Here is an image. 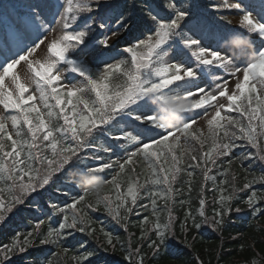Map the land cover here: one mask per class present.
Returning a JSON list of instances; mask_svg holds the SVG:
<instances>
[{"label": "snow or ice", "instance_id": "6c2138e0", "mask_svg": "<svg viewBox=\"0 0 264 264\" xmlns=\"http://www.w3.org/2000/svg\"><path fill=\"white\" fill-rule=\"evenodd\" d=\"M225 11L237 14L235 27ZM168 109L180 113L173 123L162 118ZM182 140L199 147L184 149ZM137 158L149 169L143 183ZM75 163L104 186L73 195L77 186L62 177ZM197 170L213 184L201 186L193 209L176 185ZM0 182V225L40 211L0 242V264H33L30 252L45 247L73 251L75 264L118 248L127 264H146L149 253L187 245L204 226L222 233L245 208L264 215V0L0 2ZM50 189L64 199L38 204ZM112 190L115 199L102 195ZM97 212L125 232L134 223L135 244V233L121 239ZM42 260L53 264L52 254Z\"/></svg>", "mask_w": 264, "mask_h": 264}, {"label": "trees", "instance_id": "16d2710c", "mask_svg": "<svg viewBox=\"0 0 264 264\" xmlns=\"http://www.w3.org/2000/svg\"><path fill=\"white\" fill-rule=\"evenodd\" d=\"M7 0H0V2H6ZM199 3L206 4L209 3L208 0H198ZM70 107V106H69ZM98 141H104V137L98 136ZM188 150L198 148L199 145L196 142L187 143ZM117 155H123V152H118ZM239 155V152H237ZM248 163L245 162V167ZM82 165L75 163L71 168H69L62 181L79 187L85 186L96 176L89 172H80L79 169ZM137 171L140 173V182L143 183L144 180L149 175V169L147 167V162L142 158H137L136 160ZM239 169V161H237L232 166V171H237ZM259 171L258 166H254V173ZM102 175L103 178H110L111 173L108 175ZM98 178H101L97 176ZM127 176H122L120 179H126ZM251 178V177H249ZM190 181L192 191L189 194L188 182ZM182 184H177L176 187L183 186L184 188V199L189 200L193 209L197 207L198 198L200 196L201 186H205L206 189H211L213 182L211 180L205 181L202 173L197 170L192 176L184 175L181 177ZM242 179L238 183H242ZM0 186H3L0 182ZM259 188V185H256ZM64 190H67L65 188ZM75 190V191H76ZM125 189H121L124 191ZM74 191V192H75ZM73 194V193H72ZM75 195V194H73ZM102 195H109L115 199L116 191L112 190L109 192L102 193ZM204 197L208 201L207 211L211 214V201L214 193L212 191H205ZM48 196L59 197L63 200L64 197L59 193H56L54 189H50L48 193L44 194L43 197H37L38 204H43L47 200ZM241 207H244L241 205ZM184 209L181 208L179 204L172 205V214L176 218H182ZM40 215L39 209H33L32 211H24L16 216L12 217L6 224L0 225V242H7L8 238L14 234V230L23 231V225L27 223L32 217ZM95 220L103 221L104 226L109 231H114L118 234L121 239L127 241L129 233H135L133 237V244L136 242V238L139 236V230L136 226H130L128 232L123 231L119 226L111 222L102 212H97L92 214ZM164 219L167 218V211H162L161 213ZM21 217L25 219L22 220ZM42 217V216H41ZM138 218L132 217L133 222ZM19 226V227H18ZM95 227L98 229L99 224ZM175 230L177 235L183 239L180 233L179 223L175 224ZM80 239H87L82 234H78ZM66 247L69 249L75 248L74 242H69ZM89 248L94 247L90 242ZM145 252H148L147 247H145ZM59 253V255H55ZM52 254L53 264H75L72 259L74 253L69 251L64 253L62 248L55 247H45L43 249L32 250L30 255L33 259V264H43L42 257ZM197 258L203 261V264H264V215L254 216L249 210L245 208L241 213L232 214L227 225L223 228L222 233L213 231L210 227L204 226L198 233L195 240L192 239L190 235L188 237L187 245L181 244L178 241H173L167 246L165 251L156 259H151V255L146 257V264H194ZM104 264H127L124 259L123 253L118 248L116 253H103L99 254V260L95 261L94 264H100V261Z\"/></svg>", "mask_w": 264, "mask_h": 264}, {"label": "rangeland", "instance_id": "374dc122", "mask_svg": "<svg viewBox=\"0 0 264 264\" xmlns=\"http://www.w3.org/2000/svg\"><path fill=\"white\" fill-rule=\"evenodd\" d=\"M229 2H234L233 0H229ZM222 15H227L229 17V19L232 21V26L235 27V24H236V20H237V14L235 12H232V11H225L224 13H222ZM123 45H121L122 47ZM230 49H235L233 46H230ZM236 50V49H235ZM42 54V53H41ZM229 54H231V52H229ZM237 55H239L238 51L236 50V53ZM72 82H75V81H72ZM39 106V105H38ZM223 115V113H222ZM162 118L164 119V117L162 116ZM178 118H175L173 121H170V123H173L177 120ZM202 126V123L201 122H198V124L195 126V127H201ZM205 128H206V124L203 125ZM181 147H183L184 149H187L188 147V144L185 143L183 140L181 141ZM85 188L87 186H84ZM84 187H81L79 191H81ZM76 194V192H74ZM41 218H44V217H41Z\"/></svg>", "mask_w": 264, "mask_h": 264}, {"label": "clouds", "instance_id": "9594fccd", "mask_svg": "<svg viewBox=\"0 0 264 264\" xmlns=\"http://www.w3.org/2000/svg\"><path fill=\"white\" fill-rule=\"evenodd\" d=\"M104 186V181L102 178L93 176V179L89 181L88 186L86 187L89 191L95 192L97 189Z\"/></svg>", "mask_w": 264, "mask_h": 264}]
</instances>
